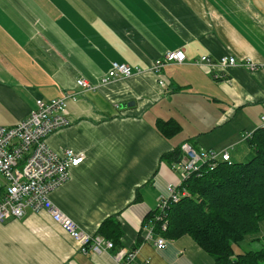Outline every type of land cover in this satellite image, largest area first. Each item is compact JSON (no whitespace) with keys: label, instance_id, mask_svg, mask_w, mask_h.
Listing matches in <instances>:
<instances>
[{"label":"crops","instance_id":"0c3cea01","mask_svg":"<svg viewBox=\"0 0 264 264\" xmlns=\"http://www.w3.org/2000/svg\"><path fill=\"white\" fill-rule=\"evenodd\" d=\"M178 49L183 62L151 70ZM203 54L260 65L208 69L196 63ZM113 61L129 64L132 76L99 85ZM77 78L97 87H79ZM69 94L70 124L47 143L84 159L50 199L80 229L113 246L83 253L46 211H27L0 221V264L127 263L116 257L121 250H136L127 264H213L188 235L157 249L143 220L179 179L162 154L184 141L215 148L202 135L235 128L225 146L233 160L236 146L249 148L239 135L264 124V0H0V126L26 118L38 98ZM157 118L175 119L181 131L165 138ZM5 184L0 172V197ZM109 216L120 226L118 241L98 230Z\"/></svg>","mask_w":264,"mask_h":264},{"label":"built area","instance_id":"2783aa9c","mask_svg":"<svg viewBox=\"0 0 264 264\" xmlns=\"http://www.w3.org/2000/svg\"><path fill=\"white\" fill-rule=\"evenodd\" d=\"M184 60L185 54L181 49L167 51L161 58L154 61L151 70L159 72L167 63H181ZM196 63L204 64L208 69L218 67L221 70L235 65H242L253 70L260 65L250 58H237L233 55H223L216 61H212L206 54L201 55ZM136 71L141 70L136 68ZM132 74L133 70L129 64L113 61L107 72L101 76L99 85L107 84L119 77L128 78ZM220 76L221 74L216 77ZM158 82L160 85L163 84L161 79ZM75 84L89 90L97 87L84 78H77ZM74 95L69 94L50 100L38 98L35 101V107L30 110L26 118L13 126H0V172L6 181L0 197V221L8 218L21 219L27 211L44 210L77 242L81 252H100L111 248L112 241L80 229L75 221L63 213L50 199V194L68 180L71 168L78 166L84 159L83 154L76 153L73 149L66 148L57 152L47 143V138L52 132L70 124L66 106L67 99L74 98ZM261 118L264 120V117ZM250 136L251 132H245L241 138L247 140ZM180 150L181 159L170 166L173 171L178 172L179 179L177 183H169L166 186V193L159 197L157 207L161 211L169 203L177 202L187 194L183 182L193 173L199 175L203 165L212 170L221 161H231L230 147L218 150L212 148L197 150L188 142H182ZM156 219L160 217L157 216ZM165 225L164 222L163 229ZM144 230L145 238L151 239L157 249L166 246V238L156 234L150 222ZM135 255L136 250L127 253L121 250L116 257H126L128 263ZM147 262L145 260L144 263Z\"/></svg>","mask_w":264,"mask_h":264},{"label":"trees","instance_id":"16d2710c","mask_svg":"<svg viewBox=\"0 0 264 264\" xmlns=\"http://www.w3.org/2000/svg\"><path fill=\"white\" fill-rule=\"evenodd\" d=\"M155 128L165 138L181 131L173 118H157ZM247 142L252 151L248 161H221L212 170L203 165L199 175L193 173L183 182L186 195L163 211L157 207L148 212L143 221L150 222L156 234L169 240L190 236L213 264H264V246L237 254L233 249L257 232L264 218V125L252 131ZM181 143L161 159L170 166L181 159ZM104 225H108L106 229H102ZM98 230L113 241L121 236L112 216L104 219Z\"/></svg>","mask_w":264,"mask_h":264},{"label":"rangeland","instance_id":"374dc122","mask_svg":"<svg viewBox=\"0 0 264 264\" xmlns=\"http://www.w3.org/2000/svg\"><path fill=\"white\" fill-rule=\"evenodd\" d=\"M235 128H227V129H219L218 132L210 135L205 134L204 141L207 145H211L215 148H223L225 146H229V141L234 136L233 130ZM237 133V132H236ZM239 134V132H238ZM241 135H239L240 137ZM198 136H195L197 138ZM249 139V138H248ZM247 139V140H248ZM212 148V149H215ZM218 150V149H216ZM232 151V161L235 162H245L251 158L252 151L247 147L246 143H243L239 146H236ZM167 240V239H166ZM264 246V218L259 221V230L255 233L249 234L244 241L240 242L238 245H233L234 253H242L248 250H256L260 249Z\"/></svg>","mask_w":264,"mask_h":264},{"label":"water","instance_id":"95a60500","mask_svg":"<svg viewBox=\"0 0 264 264\" xmlns=\"http://www.w3.org/2000/svg\"><path fill=\"white\" fill-rule=\"evenodd\" d=\"M127 105H131L130 103H128ZM122 106H124V104H122Z\"/></svg>","mask_w":264,"mask_h":264}]
</instances>
